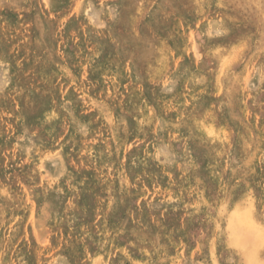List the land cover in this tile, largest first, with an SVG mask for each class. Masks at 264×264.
I'll list each match as a JSON object with an SVG mask.
<instances>
[{"label":"rangeland","instance_id":"1","mask_svg":"<svg viewBox=\"0 0 264 264\" xmlns=\"http://www.w3.org/2000/svg\"><path fill=\"white\" fill-rule=\"evenodd\" d=\"M0 264H264V0H0Z\"/></svg>","mask_w":264,"mask_h":264},{"label":"bare ground","instance_id":"2","mask_svg":"<svg viewBox=\"0 0 264 264\" xmlns=\"http://www.w3.org/2000/svg\"><path fill=\"white\" fill-rule=\"evenodd\" d=\"M215 2H216V1H215ZM248 9H249V8H248ZM250 11H251V10H250ZM5 83H6V82H5ZM212 129H213V128H212ZM215 133H216V132H215ZM249 205H250V204H249ZM245 220H246V219H245ZM236 222H237V221H236ZM236 222H235V223H236ZM235 223H234V224H235ZM238 227H239V226H238ZM257 233H258V232H257ZM233 242H234V241H233ZM249 245H250V244H249ZM229 246H230V245H229ZM243 247H244V246H243ZM233 250H234V249H233ZM247 250H248V249H247ZM234 251H235V250H234ZM240 251H241V250H240ZM243 251H244V250H243ZM244 252H245V251H244ZM237 253H238V252H237ZM245 253H246V252H245ZM255 260H256V259H255Z\"/></svg>","mask_w":264,"mask_h":264}]
</instances>
